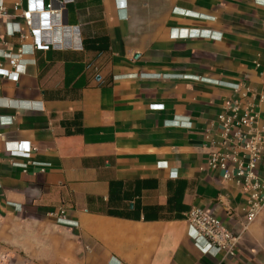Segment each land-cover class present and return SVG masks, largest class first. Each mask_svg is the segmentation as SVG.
I'll use <instances>...</instances> for the list:
<instances>
[{
    "label": "crops",
    "instance_id": "0c3cea01",
    "mask_svg": "<svg viewBox=\"0 0 264 264\" xmlns=\"http://www.w3.org/2000/svg\"><path fill=\"white\" fill-rule=\"evenodd\" d=\"M0 2V264H264V210L208 163L239 151L227 102L264 126V0H69L81 48L47 51ZM195 207L232 253H204Z\"/></svg>",
    "mask_w": 264,
    "mask_h": 264
},
{
    "label": "built area",
    "instance_id": "2783aa9c",
    "mask_svg": "<svg viewBox=\"0 0 264 264\" xmlns=\"http://www.w3.org/2000/svg\"><path fill=\"white\" fill-rule=\"evenodd\" d=\"M68 1L56 4L51 0L46 4L45 0H28L29 8L23 13V17L30 34L37 37L34 49L47 51L50 48L55 50L81 48L78 43L76 45L70 43L73 42L71 39H76L77 36L69 28L64 27L66 37L59 38L58 30L62 29L63 22L57 20V16L65 12V4ZM5 13L6 9L0 2V16ZM20 57L21 54L11 59L12 64ZM261 100L264 102V96ZM227 111L231 113L227 114ZM239 113L238 104L227 102L225 112L219 115L224 138L222 147L227 148L228 144H234L235 149L239 151L223 153L217 150L210 155L208 163L213 170L222 169L225 180L235 179L242 186L248 194L247 218L253 221L264 210V126L258 129L256 115L253 113L246 111L241 116ZM60 215H65V211L61 210ZM187 222L190 229L195 232V239H205L207 246L203 250L204 253L214 255L221 251L232 253L237 238L232 236L218 218L195 207L188 213Z\"/></svg>",
    "mask_w": 264,
    "mask_h": 264
},
{
    "label": "trees",
    "instance_id": "16d2710c",
    "mask_svg": "<svg viewBox=\"0 0 264 264\" xmlns=\"http://www.w3.org/2000/svg\"><path fill=\"white\" fill-rule=\"evenodd\" d=\"M51 49V48H50Z\"/></svg>",
    "mask_w": 264,
    "mask_h": 264
}]
</instances>
